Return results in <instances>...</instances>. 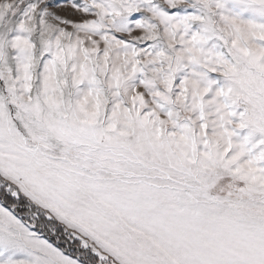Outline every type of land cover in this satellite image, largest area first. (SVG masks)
<instances>
[{
	"label": "snow or ice",
	"instance_id": "snow-or-ice-1",
	"mask_svg": "<svg viewBox=\"0 0 264 264\" xmlns=\"http://www.w3.org/2000/svg\"><path fill=\"white\" fill-rule=\"evenodd\" d=\"M0 264H264V0H0Z\"/></svg>",
	"mask_w": 264,
	"mask_h": 264
}]
</instances>
